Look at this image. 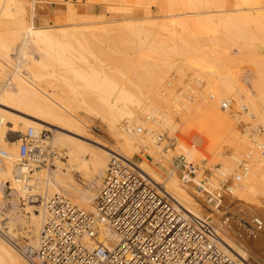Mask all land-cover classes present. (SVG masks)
Returning <instances> with one entry per match:
<instances>
[{
	"label": "bare ground",
	"instance_id": "obj_1",
	"mask_svg": "<svg viewBox=\"0 0 264 264\" xmlns=\"http://www.w3.org/2000/svg\"><path fill=\"white\" fill-rule=\"evenodd\" d=\"M101 1L109 2L112 5L114 3L116 6L118 5L117 7H120L122 11H129L134 5L138 7H149V5L159 2L158 0ZM234 1V4L230 6V2L227 6V1L225 0H167L168 5L162 10L161 18L163 20L161 21L160 18L161 22L159 20V22L149 21L146 18L143 20H137V18H135L137 21L133 20L134 17H132L133 19L126 18V22H124L126 24L124 26L120 24L122 27H120V25L118 27L120 29L125 28L126 31L129 32L131 31V35L133 32H136L133 35L137 34V37L135 36L137 40L135 41H137L136 44H138V49L132 48L134 51L136 50V52H138L137 55L134 54L133 56L132 54H130L131 56L127 54V58H122L124 57V54H122L119 56L122 58V62L119 61V57V59L117 58V62H115L116 59H114V66L116 65L113 68L114 71H112L113 73L111 75H107L105 74L107 73L106 70L104 72L101 71L100 67L99 69L95 68L94 63L96 62L92 63L93 61H89L90 57L87 58V56L90 54H87L86 58L83 57L82 54H80V56L78 54L75 56L77 52L73 53L74 50H72V47L75 48L76 46H74L72 42H70L72 44V46H70L68 44L69 41L67 42L69 38H66L68 35L66 31H68V29L64 31V29L59 30L56 28V33L59 34H52L49 31L50 29H35L31 24L33 21L30 19L33 17L32 12L31 17H29L30 15L27 16L24 0H3L2 8L0 9V147L3 146L8 151L6 152L0 148L5 152V156L0 158V194L4 196L8 194L13 199L14 204H16L21 198L28 200V198L35 193L42 194L43 191H46L45 193L53 196L58 194L62 189L71 194L72 198H74L73 200H75L73 204L79 209L94 213L96 198L95 188L102 184L101 182L107 166V157L112 153H117L129 160V162L143 171L156 183L164 184L165 189L173 196L178 202V206L182 208L185 213L199 217L194 214V210L196 211L198 208L197 206L200 204H197L198 201H195L192 196L193 191L191 190L192 193H190L186 187L180 185L174 177L165 179L162 176V169L164 167L162 163L163 159L158 157V155L162 156L163 152L152 132L169 129V131L171 130V134H173L172 132H175V129L180 130L177 145L166 152L170 151L175 154L176 152L182 153L187 157L186 161L189 164H196V161L202 157L205 160L207 159V161H210L211 158H213L212 160L221 158L220 151L222 146L229 143V141H226L233 138L232 135H234V137L236 136L235 134H237V131L235 132L234 128L236 124L239 123L240 116L238 115L240 113L238 112L239 114L237 115V111L232 112L231 109H240L243 111L242 115L244 119L247 120V117L252 118L255 123L260 122L264 125V114H262L264 113V109H262L264 108V86L257 87L253 82L254 80H252L253 78L248 75H243L241 79V75H238L239 72H229L227 69H225L222 82L220 84L216 82V77L219 74L216 62L223 60V57L228 58V51L226 49L228 45L226 46V44L229 41L232 42L231 39L234 35L235 37H243V39H245L244 45H250L252 44V40L245 37L247 36L245 34L248 32V29L258 28L259 30H264V0ZM111 7L114 8V5ZM68 10V19L72 22L74 27L80 23V20L85 21L87 19L86 17V19L82 17L83 15L81 16L82 18L76 16V11L78 10H76L73 5L68 7ZM124 13H126V11ZM125 16H127V14ZM77 17H79L80 20ZM87 22L83 23L87 24ZM88 24L92 26L84 25V28L86 30L87 28H92L95 32L100 30H103V32L106 30V32H108V28L110 27H98V25H102V23L91 21ZM65 25H68L67 22H65ZM80 27L76 29H80ZM120 29H118V31H121ZM69 30L72 31V29ZM116 30L114 28L113 31ZM71 31L70 33H72ZM5 32L10 36L8 40H6ZM95 32L89 33L90 35L88 37H86L84 33V36H81V41L83 43L81 42L80 44L79 38L76 40V43H79V45L84 43H89V46L92 45L90 42L92 43L93 40H89L95 38ZM106 32H104V34H106ZM122 32L125 31L123 30ZM104 36L106 37V35ZM104 36L102 37L104 38ZM100 37L101 36H99V38ZM64 38H66V42L63 40ZM70 38H72V35ZM96 38H98V36H96ZM114 38L117 42L115 44L118 45L119 41L116 40V36ZM132 38L133 37H131V39ZM239 40L241 41V39ZM71 41L75 42V40ZM95 43H97V41ZM128 43L131 44L132 42ZM115 44L114 46H116ZM256 45L258 44H255V46ZM118 47L121 48L123 46L120 47L118 45ZM118 47L116 46L115 50ZM249 47L253 48L251 45ZM83 49L82 47V50ZM241 49H245V47H241ZM117 50L119 51V49ZM120 50L122 51V49ZM71 51L76 58L68 53H71ZM79 51H81V49H79ZM235 51L233 52L234 54L237 53ZM34 52L37 55H33ZM107 52L108 55L116 53L113 51V54L112 52ZM101 53L103 54V52ZM121 53H123V51ZM239 53L240 52H238V54ZM83 54L86 53L84 52ZM116 55L118 54H115V56ZM128 55L130 58L133 57L134 60L130 59ZM94 57L93 59L91 58V60H96ZM99 58L97 59L99 60ZM261 59L262 58L259 60L261 61ZM107 60H109V58ZM112 60L113 59L108 62L112 63ZM118 62L119 64H117ZM99 63L101 64V62ZM103 63L104 62H102V64ZM256 64L258 65V63H255V65ZM260 65L261 68H264L262 64ZM135 69H138V71L141 70V72L139 71L140 73L138 72V74ZM109 73L110 72H108V74ZM167 73L169 75L177 73L180 76L191 73L195 78L194 80H197L195 85L207 84L210 93L206 90L208 91L206 96H201L198 102H192L190 101L192 93L191 95L189 94L194 87L191 86L192 88L189 92L183 88L189 93L188 96L185 97L186 93L184 95L182 94V97L180 96L181 94L179 96L177 95L174 100H170L172 103L170 102L171 105H169L170 103L168 104L169 98H167L166 90L160 89L164 78L167 77ZM125 74H127V78ZM134 76L138 78L137 82L136 78L133 80ZM245 81H247L248 84L250 82L253 89L250 85L251 88H246L247 86L245 87V83L247 82ZM262 82H264V80H262ZM169 83L168 81L166 84L168 85ZM163 86L165 87L164 84ZM186 87H189V85ZM167 91L170 92V90ZM225 100L228 101L233 108H226V110L219 109L218 104L220 106L222 103L227 104ZM159 102L166 104V106L168 104L167 108L166 106L164 109L160 108L162 105L160 104L159 107V104H157ZM77 107L80 110L84 107L88 113L94 112L93 115L99 117L107 127L106 130L113 138L115 144L109 148L103 144L104 141L98 143L90 138H85V136H87L84 134L86 130H83L89 128V126L82 118L76 116L77 112H75V109L77 110ZM245 109L248 111L245 112ZM10 110L22 114L27 118L16 115L15 112H10ZM85 110L84 113L87 116ZM91 113L89 114L92 115ZM15 116L21 118L22 122L17 118L20 123H22L21 126H24L25 129H32L35 135H39L41 129L45 127L56 128L63 131H54L55 136L53 143L58 147L65 148L70 157L66 167H64V170H66L65 172H63L62 165L56 163V170L45 174L43 173V176L40 175V173H33L30 176H32L34 180L32 178V180H29V173L25 169H15V167H17L15 163L19 160L18 152L15 149L16 146L6 147L5 144L7 142L4 141L6 129L12 132L17 130L16 125L19 121H13ZM176 116H178L179 122L182 123L180 124L182 127L178 125V122H176L177 124L175 123L174 117ZM10 119H12L13 124L9 122ZM125 119V122L129 124V131L124 130L123 126L118 127L119 122ZM57 121L66 122L67 125H73V128H77V132L74 131V133L72 131V126H69L71 129L67 128L68 130L65 129V127H59L58 125H60V122L57 125ZM136 124L143 127L146 133L138 134L133 132L132 128ZM78 130L81 132H78ZM168 135L172 136L170 134ZM247 136L248 135L245 136V134L243 138L240 136L241 141H239L243 144L244 150H246L244 155L245 158L248 159L247 163L249 164L246 163L248 171L244 174L242 180L240 179V182L233 183L231 188L232 194L229 199L232 202L238 201L247 206L257 204V207H261V205L258 204L261 203L259 202L261 201L259 196L264 195V156L260 155L259 150L264 147V139L252 143V139L249 141ZM192 137L198 140L196 143L199 147L195 146V144H187L186 141L190 140ZM186 138H188V140ZM258 138L259 136L256 139L257 141L259 140ZM235 141L237 140H234V142ZM86 144L95 145L100 152L99 150H96L98 151L96 152L95 150L89 149ZM141 149L146 150L149 154L144 157V160L141 159V157L135 158V154L139 153ZM170 152L167 153V156L173 155L172 153L170 155ZM86 153L90 154V158H81V156L86 155ZM232 153L233 152H231V154ZM150 157L153 158V161L148 159ZM165 157L164 160L167 161L168 158L166 159ZM208 157L210 159H208ZM228 158L231 159H220L221 161L219 162H221V166L216 169L218 174L224 176L229 175L232 173V170H234L233 168L238 165L236 164L238 163V159H236L238 156H229ZM168 160H170V158ZM144 161L149 165L145 164ZM154 162H159L160 164L157 163L159 166H155ZM164 165L166 167V163ZM81 168L87 171V173H85L87 177L85 180V188H79L80 186L77 187L78 185H75L76 183L74 184L75 181H73V173H80ZM222 178L224 177H221V179ZM212 182L215 183L214 181ZM7 183H9L8 189H6L8 193L1 187H4ZM44 184H46V188H44ZM190 188L191 187H188V189ZM93 189H95V191H93ZM11 191H15V193H11ZM32 203L35 204V199L30 200V202L28 201L26 204L27 208L22 209L21 212H18L17 209V212L8 209L7 213L3 214V218L0 219V264H27L19 249L13 244V240L16 234L20 232V229L25 236L31 239V242L33 241L32 243L34 245L36 244L40 235L42 223L46 217V211L43 205H31ZM33 209L38 210L39 215H36ZM254 209L256 208L254 207ZM221 211L222 210H216V213H221ZM5 221L8 222L4 223ZM105 236L109 239L111 235L106 234ZM219 238L223 249L227 253L240 260L248 259L243 254L237 253L230 245L225 243L224 238L221 236H219ZM260 262V264H264L262 261Z\"/></svg>",
	"mask_w": 264,
	"mask_h": 264
},
{
	"label": "built area",
	"instance_id": "obj_2",
	"mask_svg": "<svg viewBox=\"0 0 264 264\" xmlns=\"http://www.w3.org/2000/svg\"><path fill=\"white\" fill-rule=\"evenodd\" d=\"M228 107V103L221 104L223 110ZM122 125L129 131V124ZM132 130L142 133L140 127ZM154 137L159 144L166 142L163 149L168 151L179 140L178 129L170 137ZM47 139L46 131L35 135L29 129L20 140L17 169L30 173L65 155L46 146ZM261 154L264 156V147ZM4 156L0 149V158ZM247 171V164H240V173L233 181L239 182ZM169 177L193 188L213 210L232 194L233 182L213 183L206 163L191 165L183 155L171 158L164 172V178ZM40 199L46 217L39 238L34 246L18 247L27 264H255L227 253L208 218L185 213L164 184L156 183L117 153H112L107 162L94 213L79 209L61 194ZM221 223L231 229L233 221L225 216ZM251 224L248 236L256 240L264 230V221L254 217ZM106 234L111 235L109 239ZM261 261L264 263V253Z\"/></svg>",
	"mask_w": 264,
	"mask_h": 264
},
{
	"label": "rangeland",
	"instance_id": "obj_3",
	"mask_svg": "<svg viewBox=\"0 0 264 264\" xmlns=\"http://www.w3.org/2000/svg\"><path fill=\"white\" fill-rule=\"evenodd\" d=\"M25 1V9H26V13L28 14L27 16H29V17H31L32 15H33V17H31L30 19H31V21H33L31 24H32V26L35 28V29H37V28H42V29H50L49 31L52 33V34H59V33H56L57 31V29H59V30H61V29H64V31L65 30H67L68 29V31H66V32H68V35H67V42H68V44L70 45V46H72V44L70 43V42H72L73 44H74V46H76L75 48L74 47H72L73 49L72 50H74L73 51V53L74 52H77V53H75V56L78 54L79 56H80V54H82L83 55V57H85L86 58V56H87V54H90V55H88L87 56V58H89L90 57V59H89V61H93L92 63H94V62H96V63H98V64H96V63H94V65H95V68H98L99 69V67H100V69H101V71H104L105 72V70H106V72L107 73H105V74H107V75H111L113 72L112 71H114V67L116 66H114V59H116L115 60V62H117L118 61V59L120 58V62H122L121 60H122V58H127V54H132V56L135 54V55H137V52H136V50L138 49L137 48V46H138V44H136V42L137 41H135V40H137L136 38H135V36L137 37V34L136 35H133V34H135L136 32H133L132 33V35H131V31L129 32V31H126V29L124 28H119L118 26L121 24L122 26H124L126 23H124V22H126L125 21V19L127 18V19H131L132 17H134V21H137V20H143V19H147V20H149V21H160V18L162 17V10H164V8L165 7H167L166 5H168V2H167V0H158L159 2H157L156 4H151V5H149V7L147 8L146 6H136V5H134V7H135V9H134V7H132V9L131 10H125L126 11V13H124L125 11L123 10L122 11V9L119 7H117L116 6V4H114L113 3V5H114V8L113 7H111V6H113L112 4H110L109 2H106V1H101V0H24ZM29 1V2H28ZM161 1V2H160ZM163 1H165V2H163ZM225 1H227L226 3H227V6L230 4V2H231V4H230V6L232 5V4H234L235 3V1L234 0H225ZM3 2V0H1V5H0V9L2 8V3ZM68 3V4H67ZM161 3H162V5H161ZM229 3V4H228ZM146 4V3H145ZM159 4V5H158ZM164 4V5H163ZM30 5V6H29ZM71 5H73V7L76 9V10H78V11H76V16H80V18H82V17H86L85 19V21H82V20H80V18L79 17H77L79 20H80V23L76 26V27H74L73 25H72V22L71 21H69V10H68V7H71ZM162 6H163V8H162ZM115 7H117V8H115ZM138 9H137V8ZM145 8V9H144ZM230 8V7H229ZM233 8V7H232ZM81 9V10H80ZM119 10V11H117V10ZM120 9H121V11H120ZM231 9V8H230ZM131 11V12H130ZM31 12H32V15H31ZM129 12V13H128ZM127 14V16H125V15ZM83 15V16H82ZM130 15V16H129ZM143 15V16H142ZM82 16V17H81ZM28 17V18H29ZM27 18V19H28ZM122 18V19H121ZM135 18H137V20L135 19ZM150 18V19H149ZM68 19V20H67ZM124 20V21H123ZM163 19L161 18V21H162ZM87 21H91V22H98V23H102V25H98V27L100 26V27H104V26H110L109 28L108 27H106V28H108L109 29V31L108 32H106V30L104 31V32H106V34H104V32H103V30H100V31H94L92 28H90V29H88L87 28V30L84 28L85 26H92V25H89L88 23L89 22H87ZM158 21V22H159ZM160 21V22H161ZM65 22H67V24L68 25H70V26H68V25H65ZM82 22V23H81ZM86 23L87 22V24H84V23ZM70 23V24H69ZM85 25V26H84ZM120 25V27H122ZM81 26V27H80ZM80 27V29H76V28H79ZM118 27V28H117ZM57 28V29H56ZM113 29L114 30V28H115V30L116 31H113V30H111V29ZM69 29H72V31L71 30H69ZM107 29V30H108ZM118 29H120L121 31H118ZM54 30H55V32H54ZM58 30V31H59ZM125 31V32H122V31ZM3 31V30H2ZM70 31L73 33H70ZM73 31H75V32H73ZM82 31H85V32H82ZM88 31V32H87ZM95 32L94 34H95V38H91L89 41H92L93 40V42L91 43L90 42V44H92V45H90L89 46V43H84V44H82V45H79V43H76L77 41V39L79 38L80 39V44H81V40H82V35L84 36V33L86 34L85 36L86 37H88L90 34L89 33H93V32ZM102 31V32H101ZM111 31V32H110ZM117 32V33H116ZM262 32V33H261ZM76 33H80L79 35L78 34H76ZM106 35V37L103 35ZM107 33H109V34H107ZM122 33V34H121ZM126 35H125V34ZM144 33V32H143ZM76 34V35H75ZM131 36H130V35ZM5 35H6V40H8L9 39V35L5 32ZM4 35V36H5ZM71 35H72V38H70L71 37ZM113 35H115L116 36V40L117 41H119V43H118V45L121 47V46H123V47H121V48H119L118 47V45L117 44H115V43H117L116 41H115V36H113ZM129 35V36H128ZM245 35H247V36H245ZM245 35H243V36H245V37H248L249 39H251L252 40V44H250L251 46H253V48L255 49H253L252 47L250 48L249 46V44H245L244 45V41H245V39H243V37H240V36H238V35H236V36H238V37H235V35H234V37L231 39V41L232 42H228L227 44H226V49H227V51H228V54H227V57L228 58H225V57H223V60H219V61H217L216 62V66H217V71H218V76L216 77V82H217V84H220L221 82H222V78H223V75L225 74V69H227L229 72H239L238 73V75H241L240 76V78L242 79L243 78V75H248L249 77H251V78H253L252 80H254L253 82L257 85V87H261V86H264V82H262V80H264V76H262V75H264V71H262V70H264V68H261V65L260 64H262V66H264V49H262V48H264V45H262V44H264V30H259L258 28H254V29H248V32L245 34ZM70 36V37H69ZM78 36V37H77ZM80 36V37H79ZM96 36H98V38H96ZM99 36H101L100 38H99ZM102 36H104V38L102 37ZM109 36H111V37H109ZM113 36V37H112ZM118 36V37H117ZM126 36V37H125ZM75 39H74V38ZM122 37V38H121ZM130 37V38H129ZM131 37H133L132 39H131ZM66 38H64L63 40L66 42ZM103 38V39H102ZM105 38H107V39H105ZM113 38V39H112ZM237 38V39H236ZM5 39V38H4ZM110 39V40H109ZM112 39V40H111ZM127 39H129V40H127ZM239 39H241V41L239 40ZM71 40H75V42L74 41H71ZM105 40V41H104ZM109 42H108V41ZM79 41V40H78ZM97 41V43H95V42ZM123 41V42H122ZM236 41V42H235ZM239 41V42H238ZM105 42V43H104ZM128 42H132L131 44L130 43H128ZM19 43V42H18ZM83 43V42H82ZM104 43V44H103ZM235 43V44H234ZM258 44V45H256L255 46V44ZM77 44V45H76ZM94 44H95V46H94ZM102 45V47H101V45ZM114 44L118 47L117 49H119V51L116 49L115 50V47L116 46H114ZM127 44H129V45H127ZM237 44V45H236ZM254 44V45H253ZM260 44H261V46H260ZM19 46H21L20 44H18ZM78 45H79V47H78ZM98 45H100V46H98ZM127 45V46H126ZM132 45V46H131ZM241 45H243V46H241ZM248 45V46H247ZM70 46H68V47H70ZM106 46H107V48H106ZM111 46V47H110ZM131 46V47H130ZM82 47L84 48L83 50H85V51H83L82 50ZM86 47V48H85ZM114 47V48H113ZM125 47H126V49H125ZM131 49H130V48ZM136 49L135 51H134V49ZM136 47V48H135ZM241 47L242 48H244L245 47V49H241ZM71 48V47H70ZM113 48V49H112ZM229 48V49H228ZM257 48V49H256ZM75 49H76V51H75ZM79 49H81V51L84 53H86V54H83L81 51H79ZM86 49H87V51H86ZM108 49V50H107ZM120 49H122V51H123V53H121L122 51L120 50ZM124 49V50H123ZM89 50V51H88ZM98 50V51H97ZM109 51L110 53L113 51V52H116V53H114L113 54V52H112V54L114 55H111L110 53V55H108V52L107 51ZM110 50H112V51H110ZM126 50V51H125ZM132 50H133V52H132ZM236 50V51H235ZM242 52H241V51ZM104 51H106V52H104ZM121 51V52H120ZM237 52L236 54H234L233 52ZM92 52V53H91ZM101 52H103V54L101 53ZM118 52V53H117ZM129 52H132V53H129ZM238 52H240L239 54H238ZM35 53V52H34ZM33 53V55H37L36 53L34 54ZM69 54H71V55H73V57L74 58H76L75 56H74V54L72 53V51H71V53L70 52H68ZM94 53V54H93ZM95 53H96V56H95ZM257 54V55H255V54ZM98 54V55H97ZM105 54H107V55H105ZM115 54H118V55H116L115 56ZM120 54V55H119ZM122 54H124L123 56L124 57H119V56H121ZM81 55V56H82ZM91 55H92V57H91ZM95 57H94V56ZM128 55V57L130 58V56ZM254 56V57H253ZM78 57V56H77ZM93 57H94V59L96 58V60H91V58L93 59ZM101 59H100V58ZM104 57V58H103ZM110 57H112V58H110ZM119 57V58H118ZM253 57V58H252ZM260 59V58H262L261 59V61L258 59V58ZM97 58H99V60H101V61H99ZM109 58V60H107ZM118 58V59H117ZM128 58V59H129ZM134 58H136V57H134ZM111 59H113L112 60V63L111 62H108V61H111ZM130 59H133V57H131ZM129 59V60H130ZM255 59H256V61H255ZM72 60V59H71ZM76 60V59H75ZM88 60V59H87ZM134 60V59H133ZM73 61V60H72ZM77 61V60H76ZM99 62H101V64L99 63ZM102 62H104L103 64H102ZM261 62V63H260ZM109 63H110V65L112 66H110L109 65ZM255 63H258V65H260V66H258L257 64L255 65ZM104 64H106V65H104ZM117 64H119V62L117 63ZM102 66V67H101ZM108 66V67H107ZM107 68V69H106ZM139 69V68H138ZM138 69H135L136 71H137V73L140 71L141 72V70H139L138 71ZM107 70H109V71H107ZM262 71V72H261ZM108 72H110L109 74H108ZM139 72V73H140ZM262 74H261V73ZM137 73H136V76H137ZM138 73V74H139ZM250 73H251V75H250ZM127 74H125V76H126ZM129 75V74H128ZM168 73L166 74V76L167 77H165L166 78V80H165V78H164V80H163V82H162V86H160V89L161 90H166V95H167V98H169V102H168V104L171 102L172 103V101H170V100H174V98H176V96L178 95H180L181 97H182V94L184 95L185 93H186V96L185 97H187L188 96V94L189 93H187V91L189 92L190 90H191V88L192 87H194L193 88V90H191L190 91V94L189 95H191V93L193 94V97H192V95H191V97L193 98H191L190 97V101H192V102H198V100L201 98V96H206L207 94H208V91H209V93H210V90H208V85L207 84H201V85H195V83L197 82V80H195L196 82H194V77H193V75L191 74V73H186V74H184V75H179V74H177V73H174V74H171V75H169V77H168ZM136 76H134V78H133V80L136 78ZM128 76H126V78H127ZM130 77V76H129ZM193 78V79H192ZM262 79V80H261ZM137 80H138V78H136V82H137ZM164 81H165V83H164ZM170 82L168 85L166 84L167 82ZM191 82H192V84H191ZM245 82H247V81H245ZM189 83V84H188ZM194 83V84H193ZM163 84L165 85V87L163 86ZM189 85V87H186V86H188ZM246 84V85H245ZM244 85H245V87L246 88H251L252 87V84L249 82V84H248V82L247 83H245ZM166 85H167V87H166ZM205 85V86H204ZM251 87H250V86ZM192 86V87H191ZM201 86V87H200ZM163 89H162V88ZM206 87V88H205ZM166 88H168V89H166ZM186 89V90H184V89ZM187 88H190V90H188ZM252 89H253V87H252ZM167 90H170V92L169 91H167ZM185 92H184V91ZM206 90H208V91H206ZM195 93H194V92ZM181 92V93H180ZM168 93V94H167ZM205 94V95H204ZM184 97V96H183ZM195 97V98H194ZM197 97V98H196ZM226 101V100H225ZM4 103V102H3ZM171 103L169 104V105H171ZM226 103H228L229 104V102L228 101H226ZM157 104H159L158 106L160 107V104L162 105L160 108H162V109H164L165 108V106H166V104H162V103H157ZM168 104H167V106H168ZM231 104H229V109H231L230 107H232L233 108V106H230ZM167 106H166V108H167ZM80 107V106H79ZM158 107V108H159ZM218 107H219V109H221V106L218 104ZM78 108V107H77ZM84 110H85V108L84 107H82ZM81 108V110L79 109H75V112H77L76 113V116H78V118L80 117V118H82L86 123H87V125L89 126V128H87V129H84L83 131H85V135H87V136H85V138H90L91 140H93V141H96V142H98V143H101V142H103V144L106 146V147H111L112 145H114L115 144V142H114V140H113V138L108 134V131L106 130L107 129V127L105 126V124L101 121V119H99V117H97V116H95V115H93L94 114V112H89V113H91L92 115H90L86 110H85V112H87V116H86V114L84 113V110ZM237 108H233V109H231V111L233 112H235V111H237L236 113H237V115L238 116H240L239 117V123L238 124H236V127L234 128V130H235V132L237 131V134H235L236 136L234 137V135H232V137L234 138H231L230 140H227L226 142H228L229 141V143H227V144H225V145H223L222 146V149H221V151H220V154H221V158H217V159H214V160H212L213 158H211L210 156V158H211V160L210 161H212V162H210L209 160L207 161V159L205 160V159H203V157L202 158H199L200 157V155H199V159H198V161H196V164L194 163V165H200V164H204V163H206V168H208V169H211V172H212V175H213V181L215 182V183H217V182H219V181H221L222 179L223 180H228V182L230 183V182H235V181H233L234 180V177L236 176V175H238L239 173H240V164H243V163H247V161H248V159H246L245 158V153H246V150H244V147L242 146L243 144L240 142L241 141V139H240V136L243 138L244 137V134H245V136L246 135H248L247 136V139L249 138V141H251V139H252V143L254 142V141H256V142H259V141H261L262 139H264V137H262V136H264V125H262V123H260V122H257V123H255V121L252 119V118H248L247 117V120L246 119H244L243 118V115H242V110H240V109H237ZM262 109H264V108H262ZM6 110H9V109H6ZM245 112L246 111H248L247 109H245L244 110ZM10 112H15V111H11L10 110ZM239 112V113H238ZM16 113V115H19V116H22V117H26V116H23L22 114H18L17 112H15ZM15 113H13V114H15ZM79 114V115H78ZM89 114V115H88ZM262 114H264V113H262ZM92 116V117H91ZM17 118H19V117H17V116H15V118L13 119V121L15 120V121H19ZM27 118V117H26ZM180 118V117H179ZM12 119H10L9 120V122H11L12 124H13V121H12ZM20 120H21V118H19ZM86 119V120H85ZM8 120V119H7ZM176 120H178V125H180V124H182V123H180L179 122V119H178V116H176V117H174V121H175V123H176ZM14 121V122H15ZM126 121V119L125 120H122V121H120L119 122V124H118V127H121V126H123L122 124L124 123ZM180 121H181V119H180ZM21 122H22V120H21ZM59 122L60 121H57V125L59 124ZM62 123V124H61ZM66 122H60V125H58L59 127H65V129H69L71 126H72V131L74 132H77L76 131V129H75V127L73 128V125H67V123L65 124ZM16 124H17V122H16ZM19 124V125H18ZM16 126H17V130L16 131H14V132H12V131H8L7 129H6V132H5V136H4V141L5 142H7L6 144H5V146L7 147H12V146H16L15 147V149H16V151L18 152V148H19V145H20V143H21V139L23 138V136H24V134H26V132L29 130L28 128H24V126H21L22 125V123H20V121H19V123H18ZM177 124V123H176ZM261 124V125H260ZM65 125V126H64ZM67 125V126H66ZM70 126V127H69ZM105 126V127H104ZM181 126V125H180ZM23 129H22V128ZM137 127H140L141 129H142V133H140V134H144V133H146V130L143 128V127H141L139 124H136L135 126H133V128L132 129H135V128H137ZM182 127V126H181ZM253 127V128H252ZM20 128H21V130H20ZM50 128V129H49ZM257 130H256V129ZM67 129V130H68ZM71 129V128H70ZM181 129V128H180ZM254 129V130H253ZM163 130V129H162ZM20 131V132H19ZM44 131H46L47 132V134H48V139L46 140V142H45V145L46 146H49V148H52V149H54L55 151H58V152H62V151H64L65 152V155H63V157L62 158H57L56 160H54L51 164H49L48 166H40L39 168H35V169H33L32 170V172H30L28 175V177H29V180H34V178L32 177V176H30V175H32L33 173H40V175H44L45 173H47V172H51V171H53V170H56V163H59L60 165H62V168H63V172H65L66 170H64L65 168L64 167H66V165H67V161L69 160V155H68V153H67V151H66V149L65 148H63V147H58L56 144H54L53 143V139H54V136H55V132L54 131H60V132H63V131H61V130H59V129H56V128H51V127H45V128H42L41 129V131L40 132H44ZM169 129H167V130H163V131H157L156 130V132L155 131H153L152 132V134L154 135V136H156L157 134H165V136H169L168 134H170V135H172L171 134V130L169 131ZM8 132V133H7ZM65 132V131H64ZM74 132V133H75ZM78 132H81L80 130H78ZM161 132V133H160ZM168 132V133H167ZM256 132V133H255ZM172 133H174V132H172ZM180 133V130H178V134ZM251 133V134H250ZM78 134V133H77ZM83 134V133H82ZM250 134V135H249ZM261 134V135H260ZM237 135H238V137H237ZM256 135V136H255ZM253 136H255V137H253ZM259 136V140L257 141L256 139H257V137ZM110 137H111V139H110ZM170 137V136H169ZM253 137V138H252ZM237 138V139H236ZM239 138V139H238ZM255 138V139H254ZM261 138V139H260ZM187 140H188V138H186ZM190 139V138H189ZM83 140V139H82ZM196 140V141H195ZM234 140H237V141H235L234 142ZM240 140V141H239ZM85 141V140H84ZM193 141V142H192ZM187 142V144H192V145H194L195 144V146H197L198 144L196 143V142H198V140L196 139V138H194V137H192L190 140H188V141H186ZM235 143V144H234ZM237 143V144H236ZM240 143V144H239ZM84 145V144H83ZM87 145V144H86ZM158 145L160 146V148H161V150H162V152H163V154H162V156L161 155H158V157H160V158H162L163 160H164V157L167 159H169L170 158V160H171V158L173 157V156H175V155H183L182 153H177L176 152V154L175 153H173V152H170V155H171V153L173 154V155H171V156H167V153H169V152H166V150L165 149H163V147L166 145V142L164 143H161V144H159L158 143ZM177 145V144H176ZM230 145V146H229ZM87 147H89V149H92V150H99L98 148H96L95 147V145H93V144H91V145H87ZM197 147H199V146H197ZM243 147V148H242ZM1 149H3V150H5L6 152L8 151L7 149H5L3 146H1L0 147ZM236 148V149H235ZM240 148V149H239ZM238 149V150H237ZM243 149V150H242ZM141 151V150H140ZM245 151V152H244ZM96 152H98V151H96ZM99 152H100V150H99ZM231 152H233L232 154H231ZM241 153V154H239V153ZM259 152H260V155L262 156V154H261V149L259 150ZM243 154V155H242ZM146 155H149L148 154V152L146 151V150H142V153H137V154H135V158H140L141 157V159H143L144 160V157L146 156ZM169 155V154H168ZM184 157H185V155H183ZM225 156V157H224ZM229 156H238V158H236V159H238V163H236V164H238V165H236L233 169L234 170H232V173H230L229 175H226V176H224V175H221V174H218L217 172H216V169H218V168H220V166H221V162H219V161H221L223 158L224 159H227V160H229V159H231V158H228ZM90 158V154H88V153H86V155H82L81 156V158ZM208 157V159H210ZM223 157V158H222ZM240 157V158H239ZM108 159H107V162H108V160H109V158H110V156H108L107 157ZM187 157H185V159H186ZM245 158V159H244ZM167 159V161H163L162 160V163H163V169H162V176L164 177V172H165V170H167L168 168H169V165H170V160H168ZM201 159V160H200ZM221 159V160H220ZM240 159V160H239ZM202 160H205L204 162H202ZM218 160V161H217ZM153 161V160H152ZM215 161V162H214ZM107 162H106V165H107ZM166 163V167H165V163ZM234 162H236V161H234ZM144 163L145 164H148L146 161H144ZM155 164V166H159V162H154ZM157 163H159V164H157ZM191 163V162H190ZM198 163V164H197ZM215 163V164H214ZM191 164H193V163H191ZM247 164H249V163H247ZM18 165V161H16V163H15V166H17ZM149 165V164H148ZM168 166V167H167ZM250 167V166H249ZM15 169H17V167H15ZM15 169H14V171H15ZM85 171V172H84ZM82 172H84V173H82ZM44 173V174H43ZM85 173H87V171L86 170H84V169H80V173L78 172V173H73V181H75L74 182V184L75 185H78L77 187H79V188H85L86 186V179H87V177H86V174ZM83 174H85V175H83ZM215 174H216V176H215ZM86 177V178H85ZM221 177H224V178H222L221 179ZM32 178V179H31ZM82 178V179H81ZM84 178V179H83ZM175 179H176V177H174ZM103 180V179H102ZM218 180V181H217ZM222 180V181H223ZM241 180H242V178H241ZM240 182V181H239ZM102 183V182H101ZM179 183V182H178ZM181 185V184H180ZM8 186H9V183H7L6 185H4V187L3 186H1L2 188H3V190L4 191H6V193H8L7 192V190L6 189H8ZM101 186V185H100ZM100 186L99 187H96L95 189H96V191H95V189H93V191H95V195H97V193H98V190H99V188H100ZM185 187V186H184ZM44 188H46V184H44ZM186 189L190 192V193H192V191H193V193H192V196L194 197V199H195V201H198V203L197 204H200V205H196L198 208L196 209V211L194 210V214L195 215H198L199 217H201V218H203V219H206V218H208V221L209 222H211L215 227H216V230H217V232H218V234H219V236H221L222 238H224V241H225V243H227L228 245H230L237 253H239V254H243L244 256H246L250 261H252L253 263H255V264H260L261 262V255H262V253H264V230H262V232L259 234V236H258V238L256 239V240H253V239H251V238H249V236H248V233H249V229L251 228V221H252V219L254 218V217H259L262 221H264V218H262V217H264V215H262V214H264V209H262V208H264V195H260L259 196V198L261 199V201H259V202H261L260 204H258V205H261V207L259 206V207H257V204L256 205H249V206H247V205H245V204H243V203H241V202H238V201H236V202H232V201H230V196H225L224 198H223V201H222V204H221V206H220V208L218 207L217 209H215V210H213V209H211L209 206H207L206 204H205V201H204V198L203 197H201L200 195H197L195 192H194V190H193V188L191 189H188V187H186ZM45 190V189H44ZM192 190V191H191ZM61 191V192H60ZM59 192H58V194H61V195H63V196H65V197H67L68 199H70L73 203H75V200H73L74 198H72V196H71V194L70 193H67V192H65V191H63L62 189L60 190ZM10 192V191H9ZM46 192V191H45ZM44 191H43V193L41 194V193H35L33 196H30L29 198H28V200L26 199H23V198H21L20 200H19V202L18 203H16V204H14V201H13V199L11 198V196H9L8 194H7V196H4V195H2V194H0V219H2L3 218V214H6L7 213V211H8V209L9 210H11V211H15V212H21V210L22 209H24V208H27V203H28V201L30 202V200H33V199H35V204L34 203H32L31 205H36V206H39L40 205V203H41V199H40V196H42V197H50L51 195L50 194H48V193H45ZM11 193H15V191H11ZM45 193V194H44ZM194 194V195H193ZM6 195V194H5ZM3 197V198H2ZM228 197V198H227ZM200 198V199H199ZM4 199V200H3ZM198 199V200H197ZM228 199V200H227ZM10 200H11V202H10ZM25 200V201H24ZM226 200V201H225ZM4 201H5V203H4ZM10 203H9V202ZM225 202V203H224ZM229 202H231V203H229ZM233 203V204H232ZM19 204V205H18ZM14 207H13V206ZM9 206V207H8ZM7 207V208H6ZM19 207V208H18ZM254 207L256 208V209H254ZM207 208H209V209H207ZM259 208V209H258ZM261 208V209H260ZM16 209H17V211H16ZM216 210H222L221 211V213H216ZM33 211H34V213H36V215H39V211L38 210H36V209H33ZM211 211V212H210ZM189 212H191V211H189ZM192 213H193V211H192ZM29 216V215H28ZM225 216H228V217H230L231 219H232V221H233V223H231L232 225H231V229H228V228H226V227H224L223 225H222V223H221V221H222V219L225 217ZM6 222H8V221H5L4 223H6ZM236 222V223H235ZM18 229H19V227H18ZM19 231L20 232H18L17 234H16V236H15V238H14V240H13V244L15 245V247H20V248H22V247H25V246H34V244L31 242V239L30 238H28L27 236H25V234H23L22 233V231L19 229ZM31 236H33V235H31ZM249 238V239H248Z\"/></svg>",
	"mask_w": 264,
	"mask_h": 264
}]
</instances>
